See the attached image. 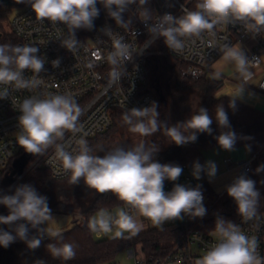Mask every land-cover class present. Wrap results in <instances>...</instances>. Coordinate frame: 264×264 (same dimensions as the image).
<instances>
[{
  "label": "clouds",
  "instance_id": "9594fccd",
  "mask_svg": "<svg viewBox=\"0 0 264 264\" xmlns=\"http://www.w3.org/2000/svg\"><path fill=\"white\" fill-rule=\"evenodd\" d=\"M135 0H16V3H27L38 21L61 23L67 26L69 37L61 42V46L74 51L78 40L76 30L94 28V20L98 18L100 3L110 18L120 25L125 24L123 13ZM147 0H141L146 3ZM243 22L245 27L255 33L264 30V0H198L195 10L183 11L179 17L166 13L159 27V35L166 45L181 51L185 45L181 37H199L205 31H211L217 24ZM167 25V27H164ZM110 31V30H109ZM127 46L120 39L114 41L113 53L109 54L111 63L116 56H124ZM225 59L232 62L244 80L251 78L248 70L252 65L246 54L238 45H225ZM39 49L30 45L0 44V85L14 86L17 90L33 89L41 81L26 79L24 72L30 70L34 74L44 71L45 58L37 55ZM257 61V60H255ZM60 60L52 61L53 67H59ZM113 81L120 78L119 73H112ZM242 91V90H241ZM7 88L0 91V99H7ZM229 107L236 108V99L231 98ZM18 124L20 132L17 144L25 152L42 154L47 148L55 146V156L62 162L63 169L71 174V183L77 184L82 179L85 185L97 193L111 192L116 195L127 208L134 210L139 216L147 218L156 227H162L167 221L204 217L207 209L201 186L190 187L174 183L171 191H165V180L175 182L183 173V168L174 164H161L156 159L158 145L147 147L141 142L134 147H116L103 156L93 155L87 140L77 141L78 150L69 152L65 146L57 143L66 132L73 134L80 131L78 120L81 113L75 99L66 94H55L46 98L29 97L20 105ZM215 120L222 131L215 137L218 146L225 151L235 150L237 135L231 130L228 114L222 104L215 109ZM123 121L129 131L140 136H150L163 131L170 143L183 146L197 140V133L211 135L213 118L206 108H199L196 114L182 123L169 126L159 120L157 104L143 108H132L123 114ZM250 147L248 151H250ZM264 170L259 165L256 171ZM206 173L211 180L217 174V165L207 161L204 165L194 162L192 175L201 179ZM229 197L236 206L239 216L245 221L257 216L260 192L256 181L245 174L237 176L226 187ZM0 205L8 209V215H0V224L7 225L11 231L0 228V246L7 248L17 239L24 241L29 249L40 247L44 233L59 237V233L41 227L53 215L47 197L40 195L29 184L15 188L12 194L0 195ZM92 232L111 233L115 227V236L124 233L138 234L143 224L129 211L121 208L115 216L101 209L87 224ZM35 229L37 235L29 236ZM214 231L219 236L216 243L204 255L195 260V264H264L257 251L255 238H249L240 227L231 221L218 217ZM13 233H15L13 235ZM48 243L46 248L53 258L68 261L76 256V245L63 242ZM35 264H45L37 260Z\"/></svg>",
  "mask_w": 264,
  "mask_h": 264
},
{
  "label": "built area",
  "instance_id": "2783aa9c",
  "mask_svg": "<svg viewBox=\"0 0 264 264\" xmlns=\"http://www.w3.org/2000/svg\"><path fill=\"white\" fill-rule=\"evenodd\" d=\"M197 2L198 0H154L153 17L148 18L139 11L136 25H112L106 22L85 39H80L75 33L79 42L72 52L61 46V42L70 35L66 25L52 24L47 20L38 21L30 5L14 11L6 26L22 46L37 47V55L46 61L44 71L38 75L30 70L24 72L26 79L35 76L41 81L38 87L17 90L14 86L0 85V91L7 88L8 93L7 99H0V170L6 168L22 149L17 144L20 132L18 117L21 114L20 105L29 97L46 98L66 94L75 99L81 109L78 120L80 131L75 134L66 132L64 138L57 141L65 146L66 151L75 153L79 139L83 138L88 142L113 127L115 112L125 113L132 108L151 106L155 102L153 96L143 88L147 82L146 58L150 55H163L177 62L181 65L180 73L184 79L200 80L212 77V71L215 73L214 66L224 56L225 45L244 42L241 50L250 61L253 60L248 70L252 72L264 67V30L255 33L240 21L217 24L214 29L205 31L199 37H181L184 49H170L158 32L163 16L170 13L179 17L183 11L195 10ZM117 39L127 48L126 54L116 56L113 64L109 60V54L115 51L114 41ZM57 59L60 60L59 67H53L52 61ZM113 72L119 73L120 78L113 81ZM223 77L225 86L230 79ZM257 90L264 95V76ZM40 159L53 179L63 180L70 175L56 158L55 146L40 154L37 162ZM252 160L253 158L238 162L232 158L223 160L227 171L235 170L230 184L237 176L249 174ZM180 167L183 168L182 175L175 182L167 180L164 184L165 191H171L174 183L190 187L200 185L205 205L208 198L204 187L211 186L210 179L206 173H201V179L197 180L192 175L193 166ZM121 208L129 211L142 223L151 222L123 203L119 209ZM116 212L112 215L115 216ZM78 221L85 223L86 219L79 215ZM234 224L249 238H255L258 254L264 258V214L257 213L255 218L248 221L238 216ZM163 226L180 228L179 240L174 248L166 256L156 258L146 255L139 246L131 247L127 251L134 264H194L197 258L219 242L217 233H203L188 216L182 220L167 221ZM92 233L98 239L106 235L102 232Z\"/></svg>",
  "mask_w": 264,
  "mask_h": 264
},
{
  "label": "trees",
  "instance_id": "16d2710c",
  "mask_svg": "<svg viewBox=\"0 0 264 264\" xmlns=\"http://www.w3.org/2000/svg\"><path fill=\"white\" fill-rule=\"evenodd\" d=\"M27 5L29 4L16 3V0H0V44L15 46L21 43L10 32L6 24L14 11ZM97 8L100 9V14L94 20V28L92 30H76V35L80 39L89 38L99 26L106 22L112 25H120L110 18L100 3H97ZM139 11L144 13L146 17L152 18L154 14V0H147L146 3H141V0H135L134 3H130L123 13L125 20V24L123 25H136ZM180 70L181 65L177 62H173L163 55H150L146 58L147 82L143 88L153 96L157 104V111L162 118L168 111L164 103V93L161 91V83L163 81H171L174 90L180 94H195L196 101L193 99V101L189 102L190 100L184 97H180L176 101L173 99L175 97H172L168 102H172L173 106L176 105V108H179L176 117L178 123L186 121L187 118L185 116L187 114L193 115L199 111V108H206L209 115L213 118L211 125L212 133L211 135L197 133V140L195 142L183 146L169 143L170 145L159 149L155 159L161 164H174L178 166H193L194 162L200 163L203 150L218 146L215 137L220 135L222 131L228 130L221 129L215 120L216 106L222 104L228 114L231 130L235 131L237 135L235 149L242 148L248 153L249 159L253 158L252 169L247 177L256 181V188L261 194L257 213L264 214V170L256 171L259 165H264V112L237 100L236 108L232 109L229 107L230 97H216L218 91L224 86L222 80H217L213 77L200 80L184 79L181 76ZM123 114L122 112H115L113 127L109 131L88 141L92 153L97 147L106 144L113 133L117 132L123 120ZM249 147L250 151H248ZM19 155H22L24 161H26V168H29L40 156V154H29L23 148L19 152ZM42 161L40 159L30 169L23 172L21 174L23 176L6 194H12L19 185L29 184L40 195L47 197L51 212L84 216L86 219L85 223L76 220L70 229L59 233V237L63 238V242L76 245V256L74 259L68 261L53 258L49 254L46 245L48 243L59 244L61 240L59 237L48 236L45 232V237L40 247L34 250L29 249L27 244L19 239L11 243L7 248L0 246V264H35L37 260H43L45 264H115L119 252L134 246H139L148 256L162 258L177 244L180 228L173 226H154L140 231L136 235L129 233L121 237L105 235L100 239L95 238L87 227L90 218L101 209L114 213L120 208L122 202L111 192L100 194L94 190L87 191L79 184H72L71 174L63 180L53 179L49 171L43 167ZM7 167L0 170V195H3L12 183L9 182L10 178L7 177ZM166 182L167 180H165L164 184ZM204 192L208 198L204 205L207 209L206 215L202 218H191L192 222L203 233L208 235L216 233L214 228L218 217L235 223L239 214L234 200L228 196L227 191L225 190L223 193L217 194L211 186L207 185L204 187ZM0 215H8V209L3 205H0ZM41 227L44 226L41 225ZM0 228L11 231L7 225L0 224ZM35 235H37L36 230L30 228L29 236Z\"/></svg>",
  "mask_w": 264,
  "mask_h": 264
},
{
  "label": "rangeland",
  "instance_id": "374dc122",
  "mask_svg": "<svg viewBox=\"0 0 264 264\" xmlns=\"http://www.w3.org/2000/svg\"><path fill=\"white\" fill-rule=\"evenodd\" d=\"M243 43L244 42H239L237 45L239 46L240 49L243 48ZM252 76L250 79L248 80H244L241 79L242 81L244 80L245 83V87L252 89V90H256L258 89L259 83L262 80L263 76H264V67H260L258 69L252 70ZM211 76L217 80H222L224 77L222 75H218L216 73H214L212 71ZM233 79V78H232ZM239 79L234 78L233 80L235 81H239ZM223 81V80H222ZM224 88V86H223ZM223 88H221L220 91H218V93L216 94V97H221V96H227V95H223ZM161 91L162 93H164V103L165 106L167 107L168 111L166 112L165 116L162 118V116L159 115V120L161 122L166 123L169 126L172 125H176L178 124V119H176L178 112H179V108H176V105L173 106V103L168 102L170 101V98L175 97L173 99H175L176 101L180 98V97H184L187 100H190L189 102L196 101V96L195 94H180L177 91L174 90V88L172 87V83L171 81H163L161 83ZM166 94V95H165ZM229 97V96H227ZM178 103V102H177ZM172 115V117H170ZM191 114H187V116H185V118L189 119ZM145 143V145L147 147H151L153 144L158 145L159 149H163L164 147H166L167 145H170L169 143V139L168 137H166L163 133V131H157L154 134L150 135V136H140L139 134H135L129 131V126L127 124L124 123V121L122 120L120 123V126L117 130L116 133H113V135L110 137L109 141L102 145L97 147V149L92 153L93 155H99V156H103L104 154H106L107 152L115 149L116 147H124V148H130V147H134L139 143ZM20 151V150H18ZM242 155L244 158H249L248 153L243 149L242 151ZM232 157L231 155V151H225L222 150L219 146H214V147H210V148H206L203 150L202 152V160L200 162L201 165H204L207 161H213L216 163L217 165V174L214 178H212L210 180V182L212 184L215 185V183L217 184L220 182H229L231 179L234 178V171L235 170H230L227 171L226 167L224 166L223 160L226 158ZM26 161H24V158L22 155H16L14 158H12V160L9 162L8 164V172H7V177L10 178L9 182H13L15 181L21 174H23V172H25L28 168H26ZM3 170V169H1ZM15 172V175L12 177V173ZM80 186L84 187L87 191H93L92 189H89L84 181L81 179L79 181ZM215 190H217L215 188ZM109 214H113L110 211H106ZM97 214V213H96ZM94 214V215H96ZM53 219L47 221L45 223V226H50L51 228L55 229V226H58V232L56 233H60L62 231H65L67 228H61V227H71V223H72V214H60V213H53ZM93 215V216H94ZM92 216V217H93ZM91 217V218H92ZM90 218V219H91ZM143 228L141 231H144L148 228H152L154 227V225L151 222H143ZM115 231L116 229H113V232L106 234V236H115ZM129 233H124V235H127ZM104 264H108V263H104ZM115 264H134V261L132 258H130L128 256V251L127 250H122L121 252L118 253L116 260H115ZM195 264V263H194Z\"/></svg>",
  "mask_w": 264,
  "mask_h": 264
},
{
  "label": "crops",
  "instance_id": "0c3cea01",
  "mask_svg": "<svg viewBox=\"0 0 264 264\" xmlns=\"http://www.w3.org/2000/svg\"><path fill=\"white\" fill-rule=\"evenodd\" d=\"M214 71L216 74L225 76L227 78H229L230 80L228 81V83L225 84L224 88H223V95H227L230 98H235L237 101L244 103L250 107H254L257 108L261 111L264 112V95H262L260 92H258V90H252L249 89L247 87H245L244 85V80L242 81L241 79H243V77L241 76V74L236 70L234 64L228 60L225 59V55L218 60V62L215 64L214 66ZM234 78H241L239 79V81H235L233 80ZM242 90V91H241ZM242 148H238L235 149L233 151H231V155L232 158L235 162L237 161H242L244 159H249V158H244L242 155ZM232 181V179L229 182H220L217 184L215 183L212 184L211 183V187L213 188V190L217 193V194H221L226 190V187L230 184V182ZM215 188L217 190H215ZM118 210V209H117ZM116 210V211H117ZM113 213V212H112ZM78 216L79 215H72V223L71 225L73 226L74 222L76 220H78ZM139 220V219H138ZM141 222V220H139ZM142 223V222H141ZM46 229H51L52 232H58V226H55L54 228H51L50 226H45L43 225ZM71 226V227H72ZM71 227H61V228H67L66 230L70 229ZM63 232V231H62ZM48 236H51L50 233L46 232ZM61 233V232H60ZM94 235V234H93ZM95 238H97L94 235ZM128 250V249H127Z\"/></svg>",
  "mask_w": 264,
  "mask_h": 264
},
{
  "label": "water",
  "instance_id": "95a60500",
  "mask_svg": "<svg viewBox=\"0 0 264 264\" xmlns=\"http://www.w3.org/2000/svg\"><path fill=\"white\" fill-rule=\"evenodd\" d=\"M19 45H21V44H19ZM22 46V45H21ZM37 163V160L28 168V169H30L33 165H35ZM15 175V172H13L12 173V177ZM23 175H20L14 182H12L11 183V185L9 186V188L7 189V191L4 193V194H6L15 184H16V182L22 177ZM3 194V195H4Z\"/></svg>",
  "mask_w": 264,
  "mask_h": 264
}]
</instances>
